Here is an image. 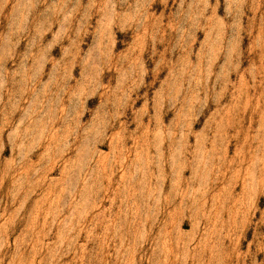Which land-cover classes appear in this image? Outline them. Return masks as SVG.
<instances>
[{"label":"rangeland","instance_id":"1","mask_svg":"<svg viewBox=\"0 0 264 264\" xmlns=\"http://www.w3.org/2000/svg\"><path fill=\"white\" fill-rule=\"evenodd\" d=\"M0 264H264V0H0Z\"/></svg>","mask_w":264,"mask_h":264}]
</instances>
